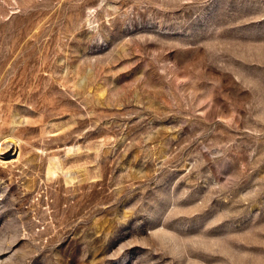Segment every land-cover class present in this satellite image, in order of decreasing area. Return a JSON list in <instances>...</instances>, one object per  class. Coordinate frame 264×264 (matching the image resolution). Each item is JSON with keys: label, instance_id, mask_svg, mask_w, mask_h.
Returning a JSON list of instances; mask_svg holds the SVG:
<instances>
[{"label": "rangeland", "instance_id": "rangeland-1", "mask_svg": "<svg viewBox=\"0 0 264 264\" xmlns=\"http://www.w3.org/2000/svg\"><path fill=\"white\" fill-rule=\"evenodd\" d=\"M0 264H264V0H0Z\"/></svg>", "mask_w": 264, "mask_h": 264}]
</instances>
